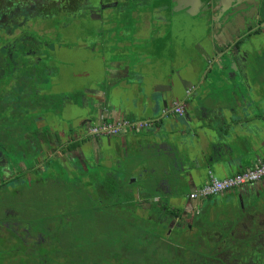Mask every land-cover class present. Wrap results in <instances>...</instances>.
<instances>
[{
  "label": "flooded vegetation",
  "instance_id": "obj_1",
  "mask_svg": "<svg viewBox=\"0 0 264 264\" xmlns=\"http://www.w3.org/2000/svg\"><path fill=\"white\" fill-rule=\"evenodd\" d=\"M121 16L129 18L122 21V25L131 22L135 29L134 43L144 37L148 45L146 50L140 51V59L143 57L146 62L149 58V62L135 64L136 78H131L128 72L124 74L120 63L117 69L112 67L105 56L109 48L102 41L106 36L104 31L107 25L113 31L115 19ZM46 19H61L69 34L82 37L78 40L84 43L86 40L95 42L90 46L64 45V41L51 44L50 31L38 28V23ZM90 31L96 32V39L90 38ZM112 33L114 35L115 31ZM45 37L49 40L43 42ZM43 46L52 52L51 60L43 57ZM82 50L86 54L82 55ZM97 50L104 51L98 54ZM250 55L254 56L250 63L264 66V0H0V264H39L43 246L52 244L59 248L62 245L59 237L47 241L41 232L45 230H38V210L42 208L38 189L43 187L40 182L60 175L75 182L80 176L96 173L95 169L100 167L106 172L102 181L92 177L98 187L96 193L113 196L106 200L109 206L99 205L101 201L96 199L93 204H98L99 208L90 209V214L83 217H75L69 197L72 189L62 191L63 197L55 200L49 210H54L51 215L55 210H72L68 219L70 229L60 224L49 230L51 236L78 230L82 219L86 237L82 242L89 248L98 242L97 231L103 230L109 222H117L123 212L121 200L125 192H119L114 186V179L118 177L112 170L120 159V151L117 144L111 148L110 144L125 128L135 134L154 125L147 121L145 127L120 128L117 124L114 125L118 127L116 133L109 135L90 133L97 125L88 127L84 123L71 130L69 125L81 111V107L72 104L74 97L75 101H78L77 96L82 102L81 99L88 97V86L95 84L105 97L126 103L129 110L135 95L149 104L155 91L159 94L179 88L184 81L192 82L193 91L195 80H227L230 76H226L225 69L243 65L242 61ZM66 58L70 60L66 62ZM110 88L117 89L112 98L108 95ZM54 99L59 101V107L53 106L57 115H50L48 109L44 113L43 108ZM96 106L99 109L100 106ZM185 111L183 103V112L177 114L173 110L172 115L183 116ZM133 121L130 122H140ZM47 124L49 128L45 129ZM91 138L97 139L92 148H82V143L86 145ZM133 184L129 179L131 189L127 193L131 198L126 199L134 201L130 202L131 210L143 219L155 214L162 217L169 232L176 228L195 232L202 219H221L218 213L221 207L215 199L245 189L237 198L236 210L231 207L221 211L227 213L222 219L227 227H232L230 236L234 237L223 241L220 249H226L218 248L217 260L241 264L246 259L240 257L241 254L250 250L252 256L259 257L258 264L264 261V180L205 199L192 200L188 196L190 202L204 206L185 210H174L173 202L168 199H146L141 190L145 189V183ZM50 187L58 188L57 185ZM31 195H35V202L29 200ZM152 202L156 203L158 211L152 210ZM166 205L169 211L161 212V207ZM237 216L239 222L234 223ZM92 230L96 234L91 235ZM78 243L68 240V246ZM50 259L54 264L55 258Z\"/></svg>",
  "mask_w": 264,
  "mask_h": 264
},
{
  "label": "crops",
  "instance_id": "obj_2",
  "mask_svg": "<svg viewBox=\"0 0 264 264\" xmlns=\"http://www.w3.org/2000/svg\"><path fill=\"white\" fill-rule=\"evenodd\" d=\"M108 52L106 57H109ZM253 59L254 56L250 55L246 57L247 62L242 61L243 65L236 64V69L232 67L236 72L225 69L226 76H230L227 80H195L196 88L187 97L184 86L180 85L178 96H172L169 90L159 94L155 91L149 104L135 95L129 110L126 103L105 97L102 90L93 84L88 86V97L83 102L77 96L78 101L73 98L72 104L81 107V111L69 128L76 130L79 123L88 127L99 126L103 122L117 125L126 118L131 122L149 121L154 126L143 133L134 134L132 129L125 128L120 136L113 139L110 148L117 144L120 158L126 157L130 151L138 156L136 170L146 185L141 189L145 196L157 200L165 194L164 199L171 200L180 210L204 206L188 200L190 193L208 180L209 174L199 175L201 169L225 178L264 161V66L250 63ZM92 103L100 106L98 111L92 110ZM176 103L186 104L183 116L172 115ZM95 140L91 138L87 142L95 144ZM160 158L165 160L164 166L171 173L168 179L164 175L156 176L152 183L158 185L159 190L153 191L148 182L156 174L153 167L161 162ZM241 191L215 199L221 207L218 209L221 218L227 214L221 212L226 208L236 210Z\"/></svg>",
  "mask_w": 264,
  "mask_h": 264
},
{
  "label": "trees",
  "instance_id": "obj_3",
  "mask_svg": "<svg viewBox=\"0 0 264 264\" xmlns=\"http://www.w3.org/2000/svg\"><path fill=\"white\" fill-rule=\"evenodd\" d=\"M174 207V210L178 209L175 204ZM152 210H159L155 202H152ZM160 211L168 212V205L162 206ZM161 219L162 217L156 214L152 218L143 219L141 215L135 214L134 210L124 208L117 222L114 221L112 224L109 222L107 227L97 231L98 242L89 248L86 242H82L86 237L81 219L79 229L72 232L63 231L58 233L59 236L54 237L51 236V232L43 231L47 241H54L59 237L66 244L60 245L59 248H55L52 244L50 247L43 246L40 254L43 256L44 264H47L45 262L50 257H56L55 262L64 258L58 261V264H84L83 261L89 264H230L217 260L218 248H221L223 241L234 237L230 236L232 227H227L222 218L214 220L206 218L205 222L198 225L195 232H185L180 228L169 232L166 223ZM239 219L240 217L237 216L234 223H238ZM89 233L96 234L93 230ZM195 233L199 235L195 236ZM69 239L79 243L68 246ZM163 242L170 245H164ZM163 247L170 250V258H165L166 255L161 253ZM225 249L226 247H222L220 250ZM252 255L253 251L250 250L241 254L240 257L246 258L241 264H258L259 257ZM249 257L251 260H247ZM261 264H264V261Z\"/></svg>",
  "mask_w": 264,
  "mask_h": 264
},
{
  "label": "rangeland",
  "instance_id": "obj_4",
  "mask_svg": "<svg viewBox=\"0 0 264 264\" xmlns=\"http://www.w3.org/2000/svg\"><path fill=\"white\" fill-rule=\"evenodd\" d=\"M127 19L129 18L127 17L122 18V16L115 19V22L113 23V25H115L116 23V26H114L116 28L113 30L115 31L114 35L112 33L113 32L112 29L109 30L108 29L109 25H107V29L104 31L106 36L104 37L102 41H103V44H106L107 47L109 48L108 59L110 63L111 62H113V64L120 63L122 65L120 69H123L124 74L128 72L131 78L132 77L136 78L137 76L136 74H138V72H134L135 64H147L149 62V58L147 57H145L147 58L146 62L143 57L142 59H140V54H141L140 51L146 50L148 45L146 44V40H144V37H141L140 40L137 42V44L134 43V40L136 41V39L133 38V33H135V29L132 28L131 22L127 24V26L122 25L123 23L122 21L127 20ZM61 23H62L61 19H46L38 23V28L39 29L42 28V29L50 31L49 35L52 36V38L50 37L49 42L54 45L56 43L59 44L61 41H64L65 43L64 45H78L80 43H83L86 45L89 44L88 46H90L91 44L95 42L92 40H86L84 43V41L78 40L82 37L78 38V36H75L74 34H69V30L68 29L66 30L62 26ZM96 25L97 24H95V27ZM71 29L75 30L74 27H71ZM88 34L91 35L90 38L96 39V36H95L96 32L90 31ZM48 40L49 38L47 37L42 38L43 42H46ZM40 42H41V39H40ZM97 42L100 43L101 41L97 39ZM54 50H56V48ZM103 51L104 50H97L95 51V53L102 54ZM41 53L43 54V57L47 56L48 59L50 60L52 59L53 54L49 50V48H46L45 46H43ZM105 53L107 55V51H105ZM81 54L83 55L86 53L84 52V50H82ZM138 54H139V57H137ZM69 60H70L69 58L65 59L66 62H68ZM152 63L154 66L157 65L153 61ZM71 93L76 94V92H73V91H71ZM53 101H54L53 103H48L47 108L46 107L43 108L44 113H46V109H48V113L50 115H54V114L57 115L54 112L53 106L59 107L58 105L59 101H55V99ZM42 115H45V114H42ZM44 128L45 129L49 128V124L44 126ZM155 161L159 162V160H155ZM138 164H139L138 156L135 153H133V151H130V153L126 157H123V158L121 157L120 159H118L117 163L114 164L112 168V170L116 171L115 175H117L118 177V180L114 179V186L117 187V190L119 192H125L123 194L124 198H131V197H128V193H127V191L131 189V187L128 185L129 179H132V181L138 180L136 183L133 184V186L141 185L142 179L139 178V173H137V170H136V166ZM164 164H165V160H161L159 164L155 163L153 167V169L156 168V174L152 173L153 176L151 175L152 177H150L149 182H148L151 188L154 189L153 191L159 190L158 185L154 186V184L152 183V181L156 180V176L164 175L167 179L169 178V173L171 172H168V169L166 166H164ZM95 172L96 173L90 176L85 174L84 178L80 176L79 179H76L75 182H71L70 180L66 179V177L63 175H60L59 177H56V178H50L51 180H49L48 182H40L41 184H43V187L38 189L40 190L38 192V201H40V205H42V208L38 210V223H40V227L38 228L39 231L45 230L49 232L50 229L57 228V226H59L60 224L64 226L68 225L69 215L73 214V211L76 215L75 217H83V215L90 214L89 213L90 209L92 210L97 209L99 208V205H102V206L110 205V203H108L106 200L109 199V197H113V196L111 194H110L111 196L108 195L109 193H106L107 195L96 193V189L98 190V187L93 183L94 180L92 179V177L96 176V180L99 179V181H102L103 176H105L103 173H105L106 170L101 169L99 167L98 169H95ZM66 181H68L69 183H67ZM89 182L90 184H88ZM55 185H57L58 188L50 187V186H55ZM109 187H110V184L108 183L107 184L108 191H109ZM68 188L69 190L72 189L71 193L69 194V197H70V201L72 202L71 207L73 208V211L70 210L69 208L67 210H62V211L55 210V213L51 215V213H53L54 210H51V209L49 210V207L52 206V203H54L55 200L61 199L63 197L62 191L66 192ZM64 197H67L66 193H64ZM149 197L150 196L147 195L146 199ZM165 197L166 195L162 194L161 198L164 199ZM96 199L101 201V204L94 205L93 200H96ZM29 200L31 202H35L36 201L35 195H31ZM130 202H134V201H131L130 199L122 200L123 210L124 208L131 209L129 205ZM201 222L202 223L205 222V219H202ZM67 228L70 229V225H68ZM206 228L213 229V227H206ZM216 229H218V227H216ZM53 232H56V229H54ZM198 235L199 233H195V236H198ZM62 244H66V243L62 241ZM163 244L170 245V243H167V242H163ZM161 253L163 255H166L164 256L165 258L166 257L170 258L169 256L171 254L168 248L165 249V247H163V249L161 250ZM233 254H234L233 255L234 257H237L236 253H233ZM40 256L41 257L38 258V263L44 264L43 256L42 255ZM50 260L51 259L48 258L45 263L53 264L51 263ZM55 260H56V257H55ZM58 263H59L58 261L55 262V264H58ZM86 263L87 261L84 262V264Z\"/></svg>",
  "mask_w": 264,
  "mask_h": 264
},
{
  "label": "built area",
  "instance_id": "obj_5",
  "mask_svg": "<svg viewBox=\"0 0 264 264\" xmlns=\"http://www.w3.org/2000/svg\"><path fill=\"white\" fill-rule=\"evenodd\" d=\"M173 110L177 114H181L183 112V103H176ZM122 122L123 123L118 124V127H145L148 125L147 121L131 123L130 121L124 120ZM118 127L105 122L91 129L90 133L109 135L116 133V128ZM262 180H264V161L250 169L241 171L225 178H218L210 171L208 180L201 187L191 192L189 198L192 200L205 199L226 193L234 189H239L247 184L260 182Z\"/></svg>",
  "mask_w": 264,
  "mask_h": 264
},
{
  "label": "water",
  "instance_id": "obj_6",
  "mask_svg": "<svg viewBox=\"0 0 264 264\" xmlns=\"http://www.w3.org/2000/svg\"><path fill=\"white\" fill-rule=\"evenodd\" d=\"M111 66L114 67L115 69H117L118 63H115V64L112 63ZM233 68H235V67H233ZM233 71L236 72L234 69H233ZM183 86H184V91H186V94H189V92L192 89L193 84H192V82H186V81H184V85ZM169 91L171 92L172 96H178V90H177V88L174 87V88L170 89ZM116 92H117V89H114L113 90V89L110 88V91H109L108 95L112 98ZM81 100L83 102V99H81ZM92 110H95V111L98 110L96 104H94V103H92ZM90 147L92 148V144H90L89 142H87L86 145H85V143L84 144L82 143V148H90ZM209 172H210V170H207L206 171V169H201L200 172H199V175L201 177L204 176V175L206 176V175L209 174ZM195 190H196V188L193 191H195Z\"/></svg>",
  "mask_w": 264,
  "mask_h": 264
}]
</instances>
